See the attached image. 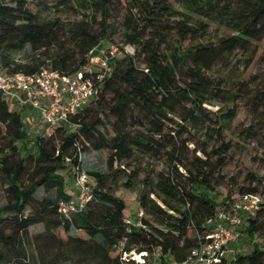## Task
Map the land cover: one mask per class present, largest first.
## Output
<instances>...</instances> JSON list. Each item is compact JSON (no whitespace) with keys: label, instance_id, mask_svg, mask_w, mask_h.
Instances as JSON below:
<instances>
[{"label":"trees","instance_id":"trees-1","mask_svg":"<svg viewBox=\"0 0 264 264\" xmlns=\"http://www.w3.org/2000/svg\"><path fill=\"white\" fill-rule=\"evenodd\" d=\"M81 1L79 9L71 0H60L61 8L84 13L81 21L63 25L40 20L27 7L28 0H0L2 68L26 74L51 68L72 76L93 65L103 41L118 31L109 22L115 0ZM180 2L187 12L176 10L169 0L127 2L121 24L123 44L133 47L135 53L121 48L122 54L111 61L109 75L98 82L99 95L51 133L33 136L22 112L11 109L0 96V179L8 198L0 208V264L184 262L205 241L212 230L208 223L220 210L245 193L264 197V186L260 190L262 184L256 177L236 193L217 192L213 182L226 165L230 143L222 142L208 152L185 136L188 128L218 123L205 105L234 96L226 88V78L214 73L232 70L238 52L247 56V67L252 64L264 40V0ZM192 13L207 22L196 23ZM99 16L102 20L96 29ZM212 23L232 33L211 39ZM27 46L32 53L27 60H18L17 54ZM43 48L51 52L41 55L38 52ZM240 91L246 94L251 89ZM249 97L257 111L263 112L264 121V88ZM237 111L229 110L210 136L224 140V127ZM175 125L177 130H173ZM108 127L112 131L106 133ZM28 142L32 143L30 149ZM104 150L110 152V172H86L91 199L82 211L67 218L60 204L75 196L66 191L62 172L68 170L76 179L82 172L81 155ZM140 158L169 161L167 171L154 174L151 168L146 175L138 196L144 211L138 226L139 219L129 223L127 204L114 187L130 167L133 170L125 185L135 186L143 172L136 162ZM54 186L58 198L36 197L40 188ZM40 224L44 229L33 233L32 228ZM52 228L60 229L64 236L56 235ZM244 232L240 247L248 243V251L237 254L234 264H264V201L255 216L246 219ZM132 252L143 254L144 260L124 258Z\"/></svg>","mask_w":264,"mask_h":264},{"label":"rangeland","instance_id":"rangeland-1","mask_svg":"<svg viewBox=\"0 0 264 264\" xmlns=\"http://www.w3.org/2000/svg\"><path fill=\"white\" fill-rule=\"evenodd\" d=\"M130 0H115V10L109 22L111 26L116 28L118 31L115 35L112 36V39L108 41H103V50H115L118 49L119 55L122 54L121 48H124L125 52L130 54L135 53V49L131 46H124V35L121 27L123 17L125 14V5ZM174 8L180 12H187L184 10V7L181 5L180 0H169ZM79 8V2L81 0H71ZM60 0H28L27 7L38 16L40 20H45L48 22H60L63 25L73 24L81 21L84 18V13L82 10L61 8ZM92 15L91 13H87ZM193 14V13H192ZM194 21L197 22H207L204 18L193 14ZM102 20V17L99 16L97 22L94 23L95 28H99V22ZM229 30L224 27H220L218 24L212 23L210 25L209 37L211 39H216L218 37L230 34ZM45 48L41 49L38 53L44 55V52L48 53L49 51ZM51 52V51H50ZM49 52V53H50ZM257 55L254 58L250 66L248 64L247 56L244 53L238 52L234 58V68L227 71H216L215 76H223L226 78V88L230 89L234 96L230 100H213L210 104L205 105L208 110L212 112V118L218 123H212L211 125H206L204 128L192 129L188 128L186 137H190L198 142V145L201 148H206L208 152H211L213 149H217L222 142L230 143L231 149L226 154L225 161L226 165L221 170L220 174L217 175L213 184L216 188V191L222 195L227 193H236L238 188L241 186L248 187L250 186L253 178L256 177V182H261L260 190L264 186V121L262 120L263 112L257 111L255 105L251 102L249 96H254L256 92L261 88H264V40L259 43V49ZM32 53L31 46H27L24 51H21L17 54V58L20 61H25ZM95 56L97 57L96 53ZM96 57L93 60L92 67H95ZM248 87L251 89L246 94L240 91V88ZM238 94H243L244 96H239ZM11 109L19 110V107L9 102ZM236 108L237 115L235 119L225 125L224 127V140L220 137H211L210 134L213 131L212 128L214 125L220 126L224 120V115L229 111ZM177 122H180L179 119H176ZM179 127L175 125L173 130H177ZM45 131L44 125L39 121L36 125V131L31 133L33 136L37 132ZM106 133L111 132L112 129L108 127L104 130ZM32 146V143L28 142V148ZM189 147L194 148V144H190ZM199 156H204L202 152L198 153ZM110 157V152L108 150L104 151H93L84 153L81 155V171L88 172L89 170H99L101 172H110L108 167V160ZM216 159L214 158L213 161ZM169 159L160 158V159H149V158H140L138 159L137 164L143 168L139 180L133 188H127L126 182H128V174L133 170V167L126 169V175H121L115 184L114 190L115 194L123 199L127 204L126 216L131 221H137L139 219L138 214L141 211L138 196L140 192L144 189L146 175L151 172V168H154V174L159 173L160 171H167V162ZM119 164L115 166L118 168ZM62 174L65 177L67 182V189L71 195H77L76 179L75 175L70 171H63ZM109 183H112L110 179ZM6 185L0 179V208L3 207L7 201V193L5 190ZM58 189L56 186L50 190L45 188H40L36 193L38 199L43 198H58ZM156 201L161 204V200L152 195ZM31 208L27 210L29 212ZM147 216V215H146ZM149 218V216H147ZM44 229L42 224L37 225L32 228L33 233L41 232ZM53 232L56 235L64 236L60 229L52 228ZM248 243L241 246L243 252L248 251ZM124 258L135 259L138 262H142L143 256L135 252L124 255ZM146 262L148 259L145 260ZM69 264V263H68ZM73 264V263H72Z\"/></svg>","mask_w":264,"mask_h":264},{"label":"built area","instance_id":"built-area-1","mask_svg":"<svg viewBox=\"0 0 264 264\" xmlns=\"http://www.w3.org/2000/svg\"><path fill=\"white\" fill-rule=\"evenodd\" d=\"M117 51L101 50L95 59V67L79 70L72 76L51 68H43L35 74L8 73L0 64V96L19 107L29 133L36 131L40 121L49 134L57 126L68 123L99 95L98 82L109 75L111 61L119 55ZM90 181L86 172L78 173L77 195L60 204V211L67 218L82 211L91 199ZM263 201L261 194L245 193L220 210L208 223L212 230L205 241L191 251L186 261L174 264H234L237 254L243 252L240 240L245 236L246 219L255 216ZM143 216L141 210L138 226L142 225Z\"/></svg>","mask_w":264,"mask_h":264},{"label":"crops","instance_id":"crops-1","mask_svg":"<svg viewBox=\"0 0 264 264\" xmlns=\"http://www.w3.org/2000/svg\"><path fill=\"white\" fill-rule=\"evenodd\" d=\"M44 129H46V128H44Z\"/></svg>","mask_w":264,"mask_h":264}]
</instances>
